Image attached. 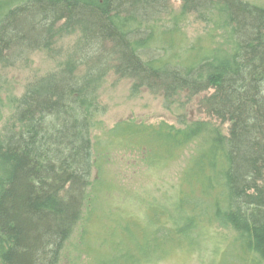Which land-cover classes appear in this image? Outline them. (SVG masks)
Here are the masks:
<instances>
[{"label":"trees","instance_id":"16d2710c","mask_svg":"<svg viewBox=\"0 0 264 264\" xmlns=\"http://www.w3.org/2000/svg\"><path fill=\"white\" fill-rule=\"evenodd\" d=\"M168 1L0 0V67L76 34L53 72L8 98V120L0 111V264H60L73 231L82 238L101 211L109 238L131 239L138 228L142 240L136 236L134 252L112 240L109 252L119 256L105 253L94 264H142L137 255L156 262L181 240L193 255L207 248L214 264H264V8L181 0L166 26ZM187 14L212 27L205 37H187ZM111 73L131 81V96L160 95L167 109L181 95L202 94L198 108L228 123L227 134L210 119H180L179 127L131 120L105 130L99 90ZM96 130L104 159L116 143L150 165L188 150L178 175L160 177L148 215V194L140 195L145 221L108 212L112 184L92 175Z\"/></svg>","mask_w":264,"mask_h":264},{"label":"rangeland","instance_id":"374dc122","mask_svg":"<svg viewBox=\"0 0 264 264\" xmlns=\"http://www.w3.org/2000/svg\"><path fill=\"white\" fill-rule=\"evenodd\" d=\"M244 1L264 8V0ZM180 8L181 0H169L168 14L162 16L164 19L162 23L167 26L169 17L177 14ZM159 23L161 24V22ZM180 26L190 40H195L199 35L205 37V33H207L204 32L205 29H212L211 26L196 20L193 14H187ZM75 40L76 34L74 33L59 37L49 50L37 49L29 53L25 60L14 62L12 66L0 67V111L3 121L8 120L11 115L8 98L20 97L29 84L53 72L64 61L67 51L73 46ZM130 85L131 81L129 79L118 78L112 73L105 78L99 90V102L105 107V112L99 119L102 121L105 130L112 128L117 123L131 120L150 124L164 121L179 127L182 126L180 125V119L186 122L210 119L198 108L197 103L202 94L189 99L181 95L167 109L163 107V99L160 95H152L148 91H143L136 96H131L129 92ZM210 120L219 124L221 131L227 134L228 123H221L214 119ZM94 133L95 147L93 156L96 159L97 166L93 169L92 175L94 177L101 174L102 177L109 178L108 182L112 184L111 192L104 194L105 198L109 200L108 212L111 215L116 214L117 218L139 214L140 207L136 205V202L140 200V195H144V193H147L148 196L145 204L142 205V209L146 213L148 208L149 212L151 210L147 207L149 199L161 188L160 177L167 173L172 176L176 171L178 175L184 165V158L189 154L188 150L185 149L180 158L177 155V159L167 165H150L135 162V154L131 153L130 150L124 151L116 143L109 147L107 158L104 159L106 152L103 147V141L101 142L102 132L96 130ZM98 167L101 168L100 172ZM261 184L264 185V177ZM101 212L99 215L90 216L89 220L86 221L82 238L78 235L81 229L73 231L66 244L67 249L64 253L65 255L61 258L60 264H94L95 260L101 258V256L103 257L105 253L112 257V254L116 255L118 253L117 250L116 252L114 251L115 253L109 252L112 250L110 243L112 240L116 243H121L120 247L117 248L118 250L125 249L131 244L130 251H135L134 239L137 236L136 240L139 242L142 240L140 237L141 230L135 229L136 236L133 234L131 239L124 234L122 236L118 232L112 235L113 239L109 238L106 233L112 228L108 223L109 220L105 217L106 214ZM148 212L146 215H148ZM137 217L141 221H145L143 215H137ZM145 232L150 236L149 228H145ZM202 236L204 237V235ZM181 242L184 243L181 246L182 250H170L156 262H147L149 259L142 258L141 255H137V258L142 264H214L213 260L208 257L207 248L201 246L202 249H198V252L193 255L192 246L186 244L184 240H181ZM204 242H208V240L204 239ZM76 244L77 247L75 246L74 248ZM117 255L119 256V253ZM106 256L108 257V255ZM106 256L104 259L107 258Z\"/></svg>","mask_w":264,"mask_h":264}]
</instances>
